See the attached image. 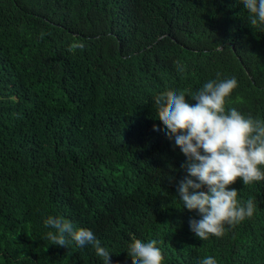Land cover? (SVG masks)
Listing matches in <instances>:
<instances>
[{
    "label": "trees",
    "instance_id": "16d2710c",
    "mask_svg": "<svg viewBox=\"0 0 264 264\" xmlns=\"http://www.w3.org/2000/svg\"><path fill=\"white\" fill-rule=\"evenodd\" d=\"M249 17L241 0H0V264H103L92 245L51 244L48 216L92 230L114 264H133L132 235L162 241L164 264H264V180L229 185L252 218L197 237L187 157L154 104L220 73L238 81L226 111L264 120V25Z\"/></svg>",
    "mask_w": 264,
    "mask_h": 264
},
{
    "label": "clouds",
    "instance_id": "9594fccd",
    "mask_svg": "<svg viewBox=\"0 0 264 264\" xmlns=\"http://www.w3.org/2000/svg\"><path fill=\"white\" fill-rule=\"evenodd\" d=\"M241 2L250 13V24L264 25V0ZM177 68L183 71L181 65ZM219 77L217 73V79L207 81L195 92L169 89L154 97L158 118L166 129L164 134L187 157L181 165L186 175L178 184L179 198L183 208L197 210L202 217L192 219L190 229L204 241L211 235L222 237L226 224L235 227L254 216L253 199L239 201L238 190L229 185L238 178L246 186L264 180V120L234 107L226 111L238 81L235 77ZM187 96L197 103H188ZM154 130L160 129L154 125ZM44 224L54 230L47 233L51 244L68 247L74 241L79 248L92 245L103 264H114L112 252L102 246L92 230L77 227L64 217L48 216ZM131 241L126 251L133 264H164L163 250L158 247L162 241L145 242L135 235ZM200 264H217V260L207 256Z\"/></svg>",
    "mask_w": 264,
    "mask_h": 264
}]
</instances>
